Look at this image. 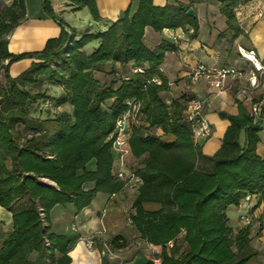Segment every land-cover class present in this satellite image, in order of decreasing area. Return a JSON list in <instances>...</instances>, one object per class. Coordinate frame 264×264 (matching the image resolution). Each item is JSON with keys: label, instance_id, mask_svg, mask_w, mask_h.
Listing matches in <instances>:
<instances>
[{"label": "trees", "instance_id": "16d2710c", "mask_svg": "<svg viewBox=\"0 0 264 264\" xmlns=\"http://www.w3.org/2000/svg\"><path fill=\"white\" fill-rule=\"evenodd\" d=\"M67 1L99 18L94 0ZM217 1L236 34L233 8L239 0ZM137 2L105 31L72 38L68 45L70 33L50 0H43V11L59 23L60 33L40 51L17 54L8 52L5 37L24 16V0L0 2V58L7 60L0 83V206L13 221L12 232L0 244V264L70 263L69 241L50 231V210L71 204L77 214L98 193H120L125 180L114 175L107 138L129 99L141 103L139 120L144 122L132 125L128 140L130 154L142 157L134 171L140 185L130 218L144 241L161 247L158 264H247L257 254L250 244L252 224L234 232L226 211L246 194L256 195L264 206V159L255 150L261 127L238 102V113L227 116L219 149L207 158L208 169L198 167L203 157L184 120L185 95L169 104L160 96L169 85L159 66L164 53L176 48L162 41L150 50L143 43L147 26L160 32L190 25L195 32L196 18L186 14L189 6L181 2L161 7L152 0ZM93 40L96 48L84 53ZM25 58L38 62L11 77L9 65ZM43 80L64 87L58 104L68 103L69 112L48 119L32 115L31 104L40 96L25 86ZM145 127L162 134L144 132ZM169 241L173 245L167 248Z\"/></svg>", "mask_w": 264, "mask_h": 264}, {"label": "crops", "instance_id": "0c3cea01", "mask_svg": "<svg viewBox=\"0 0 264 264\" xmlns=\"http://www.w3.org/2000/svg\"><path fill=\"white\" fill-rule=\"evenodd\" d=\"M43 0H24V16L6 35L7 50L17 54L35 52L44 48L48 39L58 37L61 27L59 23L47 16L42 9ZM138 0H94L99 18L93 19L88 8H76L67 0H50L54 15L57 16L70 37L78 39L83 34L102 32L114 23L122 13L131 6L134 8ZM182 3L193 10L197 21V29L187 25L185 28H165L157 32L151 27L144 28L143 43L153 50L162 41L175 46V50L166 51L159 66L166 78L168 89L160 92L161 98L169 104L171 100L185 95L183 103L186 109L189 100L199 98L204 101L203 115L211 128L208 138H197L192 141L200 148L203 158L198 167L207 170L208 159L219 149L222 136L229 125L228 115L238 113L240 102L252 116L250 107L259 102L264 109V80L257 87H250L248 75L252 70L249 62L238 54V47L254 50L258 59L264 64V0H239L233 8L234 23L238 32L229 28L227 19L219 9L217 0H152L154 6ZM9 0L7 5H10ZM190 16V15H189ZM93 40L83 47V52L90 54L96 48ZM36 59L25 58L13 62L8 67V74L16 77ZM196 62L208 67H230L243 72L240 78H227L220 92L209 87L204 81L192 82L189 71ZM119 68V65H116ZM0 83L4 84V71H0ZM185 111V110H183ZM220 114H223L220 115ZM253 117V116H252ZM254 122L259 123L253 117ZM143 126H146L145 124ZM260 126V125H259ZM261 127V126H260ZM144 132L160 135L161 129H148ZM256 153L264 159V129L257 133ZM243 133L240 135L243 141ZM114 171L119 169V161L113 150ZM134 158L130 151L124 156L122 171L130 175L120 193L107 195L98 193L89 206L76 214L71 204L56 205L49 213L50 231L63 235L69 241V264H138L147 260L155 263L159 259L161 247L147 243L140 237L133 226L130 216L125 219L123 207L130 208L140 185L135 168L128 167L127 158ZM137 166V167H138ZM138 179V181H137ZM91 184H89L90 187ZM258 219L251 226L250 244L257 254L247 264H264V206L258 203L255 195L251 199ZM243 212L241 206L231 205L227 208L228 225L234 232L243 225L239 216ZM13 230L12 213L0 206V244L2 239ZM93 241L92 248H87L85 239ZM118 238L116 241H113ZM167 248H170L167 246Z\"/></svg>", "mask_w": 264, "mask_h": 264}, {"label": "built area", "instance_id": "2783aa9c", "mask_svg": "<svg viewBox=\"0 0 264 264\" xmlns=\"http://www.w3.org/2000/svg\"><path fill=\"white\" fill-rule=\"evenodd\" d=\"M5 5L9 0H0ZM70 44V41L67 43ZM238 54L250 63L252 70L248 75V83L250 87H257L262 80H264V64L258 59L254 50L238 47ZM7 64L6 59L0 58V71L3 65ZM134 71L142 72V69L137 68ZM243 72L230 67H208L202 62H196L195 65L189 71V78L192 82L204 81L209 87L216 89L220 92L224 87V81L227 78H240ZM155 84H159L160 80L157 78L152 79ZM126 109L116 119L114 130L108 136V140H111V149L115 152L116 158L119 161V169L115 172V176L118 179L126 180L130 176H125L120 167L124 163V156L129 152L128 140L130 137L132 125L138 123L140 118L141 103L137 100H126ZM204 101L199 98H194L188 101L186 109L183 113L184 120L187 122L193 139L208 138L211 135V128L203 115ZM250 112L253 117L258 120V124L264 129V109L259 102L253 103L250 107ZM138 181V179H137ZM255 195L246 194L239 206L243 208V212L240 214L239 219L243 224L250 225L257 221L258 214L254 209V204L251 203V199ZM87 248H92L93 241L90 238L84 240ZM172 241L167 243V246L172 247Z\"/></svg>", "mask_w": 264, "mask_h": 264}, {"label": "rangeland", "instance_id": "374dc122", "mask_svg": "<svg viewBox=\"0 0 264 264\" xmlns=\"http://www.w3.org/2000/svg\"><path fill=\"white\" fill-rule=\"evenodd\" d=\"M52 65L57 66L58 63L53 62ZM96 76L100 79H106V80L109 79L103 76L101 73H97ZM25 89L28 90L31 94H33V96H36V95L40 96L36 98V101L33 104H31L32 105L31 106L32 115L37 118H40V119L55 118L56 116H59L60 112L62 111L69 112L71 110V106L68 103H64L60 105L58 104V100H60L64 95V90H63L64 87L62 85L52 84V83H49L48 81L43 80L37 85H26ZM143 123H144L143 119H140L136 126L137 127L142 126ZM127 164H128V167L135 168V169L139 165V163L137 161H134L131 158V156L127 158ZM123 173L127 177L130 176L126 174L124 171ZM114 174H115V171H114ZM15 207H17V205H15ZM122 214L125 216V219H127L130 216V208L123 207ZM180 242L181 241L179 239L178 243ZM180 245H181V250L182 251L185 250V245L182 243ZM156 263L158 264L159 260H157Z\"/></svg>", "mask_w": 264, "mask_h": 264}, {"label": "water", "instance_id": "95a60500", "mask_svg": "<svg viewBox=\"0 0 264 264\" xmlns=\"http://www.w3.org/2000/svg\"><path fill=\"white\" fill-rule=\"evenodd\" d=\"M186 14L192 16V15H193V10H192V9H188V10L186 11ZM71 40H72V38L70 37V38H69V41H71ZM220 115L223 116V114H220Z\"/></svg>", "mask_w": 264, "mask_h": 264}]
</instances>
